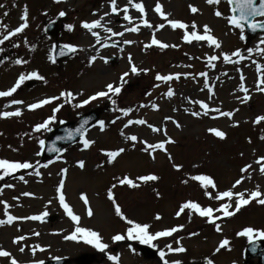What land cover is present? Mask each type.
Returning <instances> with one entry per match:
<instances>
[{
	"label": "rangeland",
	"instance_id": "rangeland-1",
	"mask_svg": "<svg viewBox=\"0 0 264 264\" xmlns=\"http://www.w3.org/2000/svg\"><path fill=\"white\" fill-rule=\"evenodd\" d=\"M141 2L146 8V18L154 26L152 29L141 25L138 33L125 32L123 37H112L109 43L117 42L116 47L100 48L96 45V48H91L90 45L95 43V38L82 29L80 24L82 21L90 22L98 19L105 12H109V0H64L60 4L54 3L53 0H0V4L4 5L0 8V25L7 26V28L0 27V38L23 22L21 17L25 9L28 12L29 25L23 33L0 45V48L4 49L0 52V60L4 61L0 64V91L10 88L20 73L37 71L46 80V83L34 80L36 83L31 89L26 88L28 82L26 81L12 97L0 98V111H15L16 108L22 111L20 117L0 118V159L29 161L33 164L39 160L41 164L47 163L48 161H43L41 156L37 157L35 153L39 150L38 139H45L48 133H35L32 129L37 123H41L50 116L52 107L58 104H64V107L57 113V122L53 124V128L59 124L60 120H76L81 112L97 107L103 108L101 120H104L106 125L103 132L99 130L98 124L88 131L87 137L96 141L91 149L81 151L82 146L77 143L66 150L61 160L54 159V163L48 168H40V177L34 174L29 175L28 173L34 172L35 169H28L16 172L12 180L5 177L4 181H0V184H13L14 188L11 190H19L20 195L24 192L33 194L22 195L23 198L18 200L13 199L18 201L13 204L12 192L7 193V199L9 197L10 201L7 203L10 205L9 214L26 217L47 211L49 215L58 216L57 222L53 225L44 221L17 220L12 225L0 228V248L9 251L12 257H18L16 259L19 264H29L33 260L48 258L50 253L37 252L35 256H32L30 247L34 245L47 249L92 248L82 242L63 239L74 230L73 222L59 206L56 193V187L61 179L59 173L63 168L68 169L63 189L66 202L72 207L74 213L81 217L80 226L100 233L102 241L108 244V249L121 251L119 263L123 264H135V261L145 264L146 261L133 256V249L135 251L138 249V244L142 245L139 242L125 240L114 243L111 239L115 234H125L129 226L115 215L114 206L107 199V191L113 184L116 185L113 189L114 197L129 219L150 224L152 232L184 225L183 230L175 233L174 237L161 238L155 242L158 248H164L168 243L176 247L174 238H183L181 244L187 249L186 253L169 254L166 258L170 261L180 259L184 261V264H196L197 258L202 257L201 250L199 256L198 245L201 249L206 247L207 254H211L212 238L215 234L202 233L200 228L204 220H197L198 216L195 214L192 215L191 221L186 214L176 217L175 213L179 206L186 201L192 200L201 205L209 204V206L212 203L211 199L204 194L206 190L200 188L198 182L189 179L188 184H184L183 180L191 175L205 174L215 180L217 187L230 189V185L234 184L231 182L238 179L240 169L247 164H252V169L248 171V174L254 172L251 175L250 184L241 185L239 192L245 190L250 192L258 187L264 193V178L262 184L258 186L261 178L255 182L256 177H254L260 173L254 171L259 170L255 160L264 156V141L259 139L261 135H264V122L261 125L253 123L256 116L264 115V94L256 91L258 74L256 65L252 63V60H255L264 66V56L254 53L250 59H245L238 65L223 64L221 59L215 62L216 68L207 66V56L219 54L220 51L230 54L240 49L242 54L247 56V47L255 48L264 35H258L255 39L246 42L240 41L239 30L232 29L225 18H217L213 14L216 6L208 5L205 0H159L169 19L179 20L189 26L195 22L201 33L203 26L208 25L212 34L221 42L222 49L216 50L209 47L206 42L193 41L192 44H187L182 40L183 30L171 29L153 11L157 0H141ZM117 3L123 8L127 0H117ZM189 5L197 7L198 13H191ZM219 10L224 17L230 14L226 2L219 5ZM60 11L66 12L67 15L59 17ZM93 12L96 15H93ZM129 15L133 17L132 25L123 20L122 12L119 17L114 15L105 17L102 23L112 27L114 31H123L124 27L140 24L139 13L131 6H129ZM53 21L59 24L62 32L58 37L51 38L45 34V27ZM160 23H165V27L156 31V26ZM66 24L75 25L74 31H67ZM95 31H98L102 38L110 35L103 29ZM153 32L157 39L178 47L159 49L153 46L145 49L144 45L151 42ZM124 40H132L135 43L126 45L123 43ZM64 43L78 45L84 51L74 54L72 58L64 62L53 63L48 58L50 55L54 56L55 50L52 46ZM14 44L19 46L14 47ZM97 49H99V55L106 57L109 62L105 64L98 58L92 66H89L87 60L96 54ZM129 54L138 68L148 69V71L126 77L128 82L123 86L122 92L119 96L113 97L117 101L115 106L107 99H99L80 109L72 107L73 104L79 103L95 92L106 90L108 83L119 84V77L124 72L130 71ZM112 57L119 58L115 66L110 65ZM18 58L26 60L27 63L15 65L14 61ZM233 59L237 58L233 57ZM237 68L240 69L239 72ZM200 72L208 73L209 84L215 92L211 100L207 89L203 88L204 78L198 75ZM157 73L161 75L189 73L191 75L188 78L181 75L179 81L163 83L155 80ZM241 73L245 76V86L249 89L251 96L247 103H242L241 99L237 98H242L244 95L238 90ZM156 84H159V87H154ZM169 87H172L175 92L171 99L164 96ZM61 91H71L76 99L68 104L64 102V98H61L53 105L28 111V104L47 97L59 96ZM80 93L83 94L80 95ZM12 99L22 100L24 103L5 107ZM196 100L208 103L212 108L219 107L222 111L236 109L239 111H235L232 120L226 117L213 119L212 116L216 115L215 113L193 117L190 115L192 111H202L198 104L190 102ZM152 103L157 104L159 110H153L150 106ZM141 104L149 106L141 108ZM114 107L132 108L133 111L125 117L122 113L113 111ZM117 116L121 119L112 124L111 121ZM168 116L178 122L181 127L177 128L172 121H165L164 118ZM128 119H145L155 127H166L167 136L175 141L166 146L172 161L170 162L168 156L161 151L154 153L153 160L147 153L141 151L143 145L140 143H136L133 148L132 142L125 139L126 136L136 135L139 140H145L148 143H158L166 137L163 133H153L146 125H131L124 128L123 125ZM237 121L239 126L232 127L231 125ZM210 128H218L226 132L227 138L223 141L219 140L208 131ZM121 131L124 133L123 136L120 135ZM249 138L251 143L248 142ZM121 147L126 151L113 164H107L102 150H116ZM79 160L85 161L84 169L77 166ZM173 163L182 165L181 171L177 172L172 167ZM98 164L103 166L97 167ZM148 174H155L160 179L141 184L135 189L118 183V179L124 176L139 183L136 178ZM20 176H24L27 183L21 181ZM156 191L160 193L159 197L156 196ZM81 194H85L89 200V206L94 213L91 217L87 215L86 206L80 199ZM49 201L51 204L48 203ZM250 206L240 216L228 222L234 226L235 230L234 240L230 243V246H234L235 252L229 257L220 255V264H232L241 259L239 254H243L247 242L246 238L238 237L237 232L246 227L264 230V206H259L255 202H252ZM157 214L162 217L159 221L154 219ZM0 217V219H6L4 212H0ZM33 232H38L40 235L35 236ZM193 232L198 235L189 236ZM21 235L26 236L27 239L22 241V244H13V239ZM21 246H25V252L19 253L18 256ZM215 253V251L212 252V254ZM68 254L60 253V256ZM252 261L255 264L256 261ZM157 263L159 264V262L155 264ZM0 264H10L9 258H0Z\"/></svg>",
	"mask_w": 264,
	"mask_h": 264
},
{
	"label": "snow or ice",
	"instance_id": "snow-or-ice-1",
	"mask_svg": "<svg viewBox=\"0 0 264 264\" xmlns=\"http://www.w3.org/2000/svg\"><path fill=\"white\" fill-rule=\"evenodd\" d=\"M54 3L60 4L64 2V0H53ZM205 2L210 6H216V10L214 11V15L217 18H225L227 20L228 25L232 29L239 30V39L242 42L247 41V35H246V29L248 31H251L252 33H258V32H264V0H205ZM226 2L229 8L230 14L227 17H224V14L219 10V5L221 3ZM110 3V11L105 12L103 16H100L98 19L92 20V21H82L80 24V27L84 30H86L87 33H89L93 38H95V43L90 45L91 48H96V45H99L100 48H108V47H116L117 42L113 41L109 43V41L112 40V37H123L125 35V32L129 33H138L140 31L141 25L144 28L152 29L154 26L152 23L149 22V20L146 18V8L145 5L140 2H134V0H127V4L121 8L117 0H109ZM129 6L131 8L135 9L137 13H139L140 17V24H135L132 27H124L123 31H114L112 27L106 26L102 21L105 17L114 15L116 17L120 16V13H123V20L127 21L128 24H133V17L129 15ZM4 7V5L0 4V8ZM190 12L193 14L198 13L197 7L193 5H189ZM153 11L158 14V16L167 23L168 26L171 27V29H181L183 30L182 40L187 44H192L193 41L196 42H206V44L209 47H213L216 50L222 49V44L212 34V30L208 25H204L202 29V33L198 30L197 25L195 22H192V24L189 26L187 23L181 22L179 20L175 19H169L168 14H166L163 11V6L160 4L159 0H157ZM93 15H96L95 12L92 13ZM7 15V13H5ZM47 15V13H45ZM67 15L66 12L60 11L58 13L59 17H65ZM22 23L19 24L18 27H16L14 30L7 31L6 35H3L2 38H0V45H3L5 41H9L10 38L17 36L18 34H21L24 32L26 28L29 27L28 25V12L27 9L24 10V13L21 17ZM54 22V21H53ZM111 23V21H109ZM0 27L7 28L6 25H0ZM165 27V23H160L156 26V31H159L160 29H163ZM65 28L67 31L72 32L75 29V25L73 24H66ZM191 28V30H189ZM96 29H103L105 33H108L110 35L101 37L100 33L98 31H95ZM27 43V41H25ZM124 44L131 45L135 43V41L132 40H124ZM14 47H18L19 45L14 44ZM153 46H156L159 49H167L169 47H178V45H170L168 43H164L161 40L156 38L155 32L152 34L151 42L149 44H145L144 48L148 49ZM53 50L57 47L56 45H53ZM4 51L3 48H0V52ZM84 51L83 48H81L78 45H74L72 43H64L59 46L58 55L59 56H68L69 54H76L78 52ZM123 51V49H121ZM247 56L242 54V51L240 49H236L235 51H232L230 54L225 53L223 51H220L219 54L209 55L207 56V66L209 68H216V61L221 60L223 64H232V65H238L241 61L245 59H250L254 53L264 56V37H261L255 46L253 47H247ZM187 55V54H186ZM233 57H236L237 59H233ZM49 60H51L53 63H55V56L50 55ZM100 59L103 61V63L107 64L109 61L106 57L99 55V49L96 50V54L92 55L88 58L87 63L89 66H92V64L95 63L97 59ZM4 61L0 60V64H2ZM27 63L26 60L23 59H16L14 61L15 65H22ZM128 63L130 65V71L124 72L119 77V84H113L108 83L106 85V90H101L95 92L93 95L89 96L86 99H83L79 103L73 104L72 107L74 109H80L83 108L86 105H89L91 102L99 100V99H107L111 102L113 106L117 104L116 99H113V97H117L122 92L123 86L128 82L126 80V77H128L130 74L132 75H139L141 72L147 73L148 69H140L136 66V64L133 62V59L131 55L128 56ZM252 63L256 65V72L258 74V78L256 81V91L259 93L264 94V66L258 64L255 60H252ZM187 67H191V65H187ZM237 71L239 72L240 69L237 68ZM181 75H184L185 78H188L191 74L189 73H175V74H168V75H161L159 73L156 74L155 80L160 81L163 83H168L173 80L179 81L181 79ZM200 77L204 78L203 88L207 89L209 93V99L211 100L215 96V92L213 90V87L209 84L208 79V73L207 72H200L198 74ZM223 75H227V73H223ZM195 79V77H193ZM29 80H40L45 81V77L40 75L37 71H32L30 73H20L18 78L15 80V83L8 88L7 90L0 91V98L5 97H12L14 93L17 92L18 89H20L26 81ZM154 87H159V84L154 85ZM238 90L242 93H244L243 97H237L238 99H241L242 103H247L251 96L249 94V89L245 86V76L241 73L240 75V84L238 87ZM83 93H80L82 95ZM148 95H151V93H148ZM175 95V92L172 87H169L167 89V92L164 93V96L171 99ZM61 98H64V102L71 104L73 100L76 99V96L71 91H61L59 96H52L47 97L41 100H38L35 103H30L27 105L28 111H35L37 109H41L46 105H53L55 101L61 100ZM192 103L198 104L199 108L202 111H192L190 115L193 117H200L208 116L210 113H215L216 115L212 116L213 119H217L218 117H226L229 120H232L233 116L235 115V111H239V109H236L235 111H222L219 107L212 108L209 106L208 103H205L200 100L196 101H190ZM24 101L18 100V99H12L10 101L9 105H5V107H9L11 105H22ZM147 104H141L140 107H148ZM151 108L153 110H159V106L155 103H152ZM64 107V104H58L52 107V114L48 116L46 119H44L41 123H37L34 128L32 129L35 133H50L53 131V124L57 122V113L61 111V109ZM113 111L120 112L123 114V116L127 117L129 114L133 111L132 108H117L114 107L112 109ZM175 110V109H174ZM187 112V109H185ZM22 115V111L20 108H16L15 111H0V118L7 119L11 117H20ZM121 117L117 116L114 120L111 121L112 124H115L117 120H120ZM165 121H172L173 124L177 128H180L181 125L173 120L172 117L168 116L164 118ZM262 122H264V115H258L255 117L253 123L255 125H261ZM60 124L66 123L63 120L59 121ZM89 124V118H84L79 122V126L75 129H65V135L64 136H57V141H69L76 143L77 137L79 138L78 143L82 146L81 151L89 150L91 149L96 141L93 139H89L87 137V133L89 131V128L86 127V125ZM131 125H146L153 133H163V135L166 137L164 140L158 142V143H148L145 140H139L136 135H129L126 136L125 139L132 142V147H135L136 143H140L143 145L141 151L147 153L153 160L155 159L154 153L157 151L164 152L167 156L169 161H172V156L170 153H168L167 145L173 144L175 141L167 136V130L165 128L155 127L152 124L148 123L145 119H128L127 123L123 125L124 128H128ZM95 126V125H93ZM232 127H238L239 122H234ZM98 127L101 132L105 131V121L99 120L98 121ZM208 131L219 140L223 141L227 138V133L218 129V128H210ZM120 135L123 136V131L120 132ZM261 141H264V135H261L259 137ZM249 143H251V139L248 140ZM38 145L39 150L35 153L37 157L41 156L46 148V143L44 139H38ZM11 147V146H9ZM49 153H57L56 160L62 159V151H66L67 149H60L55 146V142H53L51 145L47 146L46 149ZM13 151H16V149H13ZM126 151L125 148L121 147L116 150H108L104 151L103 155L106 157L107 164H113L117 158H119L124 152ZM241 155H243L241 153ZM54 163L53 160H48L47 163L41 164L39 160L33 164L29 161H10L8 159H0V181H4L5 177H11L19 170H28V169H35L34 172H29V175H35L37 177L41 176V172L39 171L40 168H48L50 164ZM255 164L259 166V172L261 175H264V156H260L255 160ZM77 166L80 169L85 168V161L79 160L77 161ZM102 164H98L97 167H102ZM172 167L177 171H181L182 165L179 164H172ZM195 167V165H194ZM249 169H252V164H247L244 167L240 169V172L247 173ZM68 169L63 168L60 170L59 175L61 176V179L59 181L58 186L56 187V193L58 194V202L59 206L63 209L66 216L73 222L74 224V230L63 237L65 241H75V242H82L86 245L91 246L92 248L100 251L105 252L108 249V244L104 243L102 241V237L100 233L97 231L85 228L80 226V220L81 217L74 213L72 207L66 202L65 193L63 191L65 187V177L67 174ZM245 176L241 175L239 179H237L234 184L232 185V189H235L238 185H241L242 182L245 180ZM251 178V177H247ZM19 179L23 181L24 183H27V181L24 179V176H20ZM139 183L136 182V180H133L129 178L128 176H124L123 178L118 179V183L120 185H127L129 188H139L141 184H148L149 182H155L160 179L159 176L155 174H148V175H142L136 178ZM189 179L194 182H198L199 187L206 190L204 194L208 196L210 199H214L216 201H226L223 203H220L219 207L216 209H213L212 207H202L200 203H197L195 201L189 200L184 203H182L179 206L178 211L175 213L176 217H180L182 214H186L189 221H191L192 215L195 214L200 218H206V223L211 224L214 226V229L217 233H220L222 231L221 224L217 223L218 220H221L222 218H231L235 216L236 214L240 213L242 209L249 206L252 202H255L258 205L264 206V193H262L259 188L256 190H252L248 192V190L241 191V192H235L232 189L225 190V191H216L213 193L211 190H215L217 188V184L215 180L205 174H198V175H191L188 179H185L182 181L184 184H188ZM116 187L115 184L112 185V188H109L107 191V199L111 201V203L114 206L115 215L120 218V220L125 221L127 225H129L126 229L125 234H115L111 237L112 241L120 242V241H137L142 245H147L150 248H156L158 251L159 259L162 261V264H184L183 260L175 259V260H168L166 257L169 254H183L186 253L187 249L181 244V240L183 238H174V243L176 244V247H173L172 243H168L164 246V248H158L156 241L160 240L161 238H168V237H174L175 233H178L183 230L184 225H178L169 229H164L156 232L151 231V225L147 223H138L133 221L132 219H129L125 213L122 211L121 206L117 203L113 189ZM8 188L12 189L14 188L13 184L5 183L2 188H0V194H2L3 189ZM156 196L159 197L160 193L158 191L155 192ZM23 196H31L32 193L24 192L22 193ZM14 199H19V197H14ZM80 199L83 201L84 205L86 206L87 215L89 217L93 216V211L91 207L89 206V200L85 194H81ZM234 200L235 206L233 208L232 201ZM51 204V201L48 202ZM0 204L4 207V216L6 219H0V226L5 225H12L14 221L17 220H29V221H44L45 217L49 215L47 211L39 214V215H31L26 217H17L14 215L9 214L8 208L10 205L7 204L6 201L0 200ZM187 210V212H186ZM215 213H220V215H215ZM155 220L159 221L162 219V217L157 214L154 217ZM19 230V229H18ZM33 235L39 236L40 233L33 232ZM198 233L193 232L190 233L189 236H196ZM238 237H244L247 239V243L251 245V251L255 253L257 251V248L259 247V242L264 241V230H257L253 229L252 227H246L242 231H239L236 233ZM26 236H17L13 239L12 243L19 245L22 241L26 240ZM230 241L225 238L221 240L218 244V246L215 249L216 253H219L222 249H230ZM166 249V250H165ZM30 251L32 256H35L37 251L44 252L46 249L40 245H34L30 247ZM134 251V249H133ZM19 252L24 253L25 252V246L19 247ZM0 258H10V264H19V261L12 257V254L0 248ZM59 260L60 258H55ZM107 259L113 264H119V256L112 254L108 255ZM32 264H46L44 260H33ZM206 264H214V260L211 258H206Z\"/></svg>",
	"mask_w": 264,
	"mask_h": 264
},
{
	"label": "water",
	"instance_id": "water-1",
	"mask_svg": "<svg viewBox=\"0 0 264 264\" xmlns=\"http://www.w3.org/2000/svg\"><path fill=\"white\" fill-rule=\"evenodd\" d=\"M47 34L49 35H58L59 32L56 28V25L53 23V24H50L48 27H47ZM248 31V30H247ZM259 33V32H258ZM248 34H250L251 36H255L257 33H252L251 31H248ZM59 51V46L56 48V60L57 61H61L63 59H67L69 57H71L73 54H69L68 56H59L57 53ZM116 62V60H112V64H114ZM84 118H89V124L86 125L87 128L91 127L92 125H94L95 123H97L99 120H100V110H97V111H92L88 114H85L81 117V119L76 122V123H68V124H64L62 125L60 128L54 130L50 136H49V139L47 141H45L46 143V148H45V151L43 152V157L45 159H50V158H53L55 156H57V153H49L46 149H47V146L51 145L53 142H55V146L57 148H60V149H64V146L65 145H73L75 143L73 142H69V141H57L56 140V137L57 136H64L65 135V129H75L76 127L79 126V122L84 119ZM79 140V138L77 137V141ZM63 152V151H62ZM47 221H51L53 222L55 220L54 217H51V218H45ZM251 245H249L248 247V250H247V257L251 258V257H259L261 259V263L260 264H264V242H259V247L257 248V251L255 253H253L251 251ZM142 251L145 253L146 257L148 258H152L154 256V251L150 248H147V247H143L141 248ZM61 264H63V262H61Z\"/></svg>",
	"mask_w": 264,
	"mask_h": 264
},
{
	"label": "flooded vegetation",
	"instance_id": "flooded-vegetation-1",
	"mask_svg": "<svg viewBox=\"0 0 264 264\" xmlns=\"http://www.w3.org/2000/svg\"><path fill=\"white\" fill-rule=\"evenodd\" d=\"M2 186H0V188H2ZM5 190H7V192H10V189L8 188H4L2 194H0V200L5 201V196H6V192ZM3 207L2 204H0V208ZM221 224V227L224 224V222L219 223ZM223 229V228H222ZM229 229H227L226 232H222L221 238L222 240L227 238L228 240H231L233 242L234 237H233V233L228 231ZM232 248H234V246L232 245ZM208 250V249H207ZM109 250H106L105 252H100L94 248L90 249V248H85V249H58V248H50V249H46V251L44 252H39L40 254L42 253H50V257H48L47 259H43L46 264L53 262L54 260H57L55 258H59L60 257V253H69L66 256H63L60 259H64L66 261V264H113L111 261L107 262V252ZM89 257L87 259H84L83 257ZM158 256H156L153 260L147 261L149 264H151L154 260H156ZM203 260H206V258H202L199 260V262H202ZM243 260L241 259L240 262H237L235 264H242Z\"/></svg>",
	"mask_w": 264,
	"mask_h": 264
},
{
	"label": "bare ground",
	"instance_id": "bare-ground-1",
	"mask_svg": "<svg viewBox=\"0 0 264 264\" xmlns=\"http://www.w3.org/2000/svg\"><path fill=\"white\" fill-rule=\"evenodd\" d=\"M135 2H137V3H140V2H141V0H135Z\"/></svg>",
	"mask_w": 264,
	"mask_h": 264
}]
</instances>
